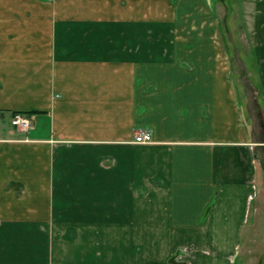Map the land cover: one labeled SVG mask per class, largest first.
I'll use <instances>...</instances> for the list:
<instances>
[{
    "label": "crops",
    "instance_id": "obj_1",
    "mask_svg": "<svg viewBox=\"0 0 264 264\" xmlns=\"http://www.w3.org/2000/svg\"><path fill=\"white\" fill-rule=\"evenodd\" d=\"M226 8L0 0V264H167L175 249L238 264L264 211V139L233 82Z\"/></svg>",
    "mask_w": 264,
    "mask_h": 264
},
{
    "label": "rangeland",
    "instance_id": "obj_2",
    "mask_svg": "<svg viewBox=\"0 0 264 264\" xmlns=\"http://www.w3.org/2000/svg\"><path fill=\"white\" fill-rule=\"evenodd\" d=\"M216 2L221 5L225 4L227 7V22L222 21V23L228 26L229 32L225 33H227L229 51L234 59L232 78L240 96L239 101L243 108L247 105L244 112L251 124L254 122L256 126L260 127L262 139H264V104L262 103L264 97V1L216 0ZM259 9L261 15L258 12ZM8 126H12L11 120L8 121ZM260 192L262 198L259 204L264 209V177L261 181ZM253 209L254 217H258V213H262L260 216L262 220L256 218L259 221L254 230L257 234L256 240H247L248 232L254 231L252 225L245 226L238 264H253L256 260L262 262L264 259V211ZM184 237L180 241L181 244L193 243L192 236L186 234ZM175 250V254L171 255L167 264L179 262L182 264L179 260L182 251ZM253 260L254 262H252Z\"/></svg>",
    "mask_w": 264,
    "mask_h": 264
},
{
    "label": "built area",
    "instance_id": "obj_3",
    "mask_svg": "<svg viewBox=\"0 0 264 264\" xmlns=\"http://www.w3.org/2000/svg\"><path fill=\"white\" fill-rule=\"evenodd\" d=\"M13 124L20 129L29 130L32 126V120L26 114L15 113L12 120ZM153 140L151 131L149 130H139L135 135V142L137 143H150Z\"/></svg>",
    "mask_w": 264,
    "mask_h": 264
},
{
    "label": "trees",
    "instance_id": "obj_4",
    "mask_svg": "<svg viewBox=\"0 0 264 264\" xmlns=\"http://www.w3.org/2000/svg\"><path fill=\"white\" fill-rule=\"evenodd\" d=\"M16 113V112H15ZM23 113H25V114H27V115H32V114H28V113H26V112H23ZM172 261H174V260H172ZM180 263V262H179ZM179 263H176V264H179Z\"/></svg>",
    "mask_w": 264,
    "mask_h": 264
}]
</instances>
